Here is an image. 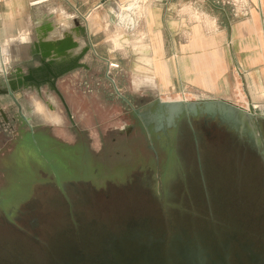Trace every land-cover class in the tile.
<instances>
[{
	"label": "rangeland",
	"instance_id": "374dc122",
	"mask_svg": "<svg viewBox=\"0 0 264 264\" xmlns=\"http://www.w3.org/2000/svg\"><path fill=\"white\" fill-rule=\"evenodd\" d=\"M128 1L129 5H122L124 9L130 8L132 0ZM230 4L240 6L241 0ZM127 17V13L119 15L120 23L108 28L102 38L106 43L101 48L115 59L109 62L115 67L91 57L83 67L60 76L55 86L63 90V100L50 85L19 86L16 98L24 112L68 143L72 142L68 130L73 125L84 128L95 151L113 132L111 128L125 126L130 121L129 109L107 79V72L123 95L135 98L142 96L139 91L147 92L136 83L152 75L146 60L130 58L135 50L148 52V47L121 44ZM160 98L175 101L181 97L171 93ZM94 101L102 108L100 117ZM257 111L264 118V109ZM88 113L92 118L85 120ZM204 147L202 161L198 162L191 152L184 158L162 198L149 195L128 171L114 172V178L99 187L70 188L41 176L14 209L5 211L13 215L9 223L0 225V264H78L83 258L93 261L112 239H121L131 254L151 239L156 240L163 264H170L172 248L168 246L176 237L187 236L212 245L236 229L244 230L246 237L259 246L264 243L261 172L251 158L224 139ZM33 219H37L35 228L30 226Z\"/></svg>",
	"mask_w": 264,
	"mask_h": 264
},
{
	"label": "crops",
	"instance_id": "0c3cea01",
	"mask_svg": "<svg viewBox=\"0 0 264 264\" xmlns=\"http://www.w3.org/2000/svg\"><path fill=\"white\" fill-rule=\"evenodd\" d=\"M230 1L132 0L124 9L130 1L4 0L0 76H63L91 57L113 61L101 48L102 38L127 13L137 28L126 32L121 44L146 45L148 52L135 50L130 58L144 59L152 69L136 85L160 97L187 92L191 101L251 105L257 113L264 109V0H241L234 7ZM63 43L70 46L59 51ZM94 103L100 117L102 108Z\"/></svg>",
	"mask_w": 264,
	"mask_h": 264
},
{
	"label": "flooded vegetation",
	"instance_id": "af4514ba",
	"mask_svg": "<svg viewBox=\"0 0 264 264\" xmlns=\"http://www.w3.org/2000/svg\"><path fill=\"white\" fill-rule=\"evenodd\" d=\"M5 78L4 74L0 76V225L9 223L13 213L5 211L14 209L26 196L29 186L41 176L43 180L51 179L54 184L62 183L70 188L99 187L114 178V172L128 171L149 195L162 198L184 158L195 153L197 161H202L204 145L219 139L251 158L264 179V118L261 116L254 120L262 141L259 146L246 133L222 123L218 116L199 112L197 116L183 113L169 119L156 92L139 91L142 96L137 98L124 95L129 104L120 98L129 109L130 121L121 128H111L113 132L95 151L89 145L87 130L76 124L68 130L72 136V142L68 143L52 134L49 127L36 122L24 112L16 91ZM36 221H30L32 228L36 227ZM122 242L112 239L95 260L83 258L78 264H163L160 242L151 239L132 254ZM168 247L172 248L168 250L170 264H264V243L258 246L242 229L212 245L185 236L176 237Z\"/></svg>",
	"mask_w": 264,
	"mask_h": 264
},
{
	"label": "water",
	"instance_id": "95a60500",
	"mask_svg": "<svg viewBox=\"0 0 264 264\" xmlns=\"http://www.w3.org/2000/svg\"><path fill=\"white\" fill-rule=\"evenodd\" d=\"M108 63V62H107ZM69 70V69H67ZM50 72V71H49ZM67 72V71H66ZM6 75V73H5ZM60 75H52V77H34L26 76L22 77L18 74L6 75L5 81L10 86L12 90H16L19 86H26L30 84H35L36 86L43 84H49L51 87L55 88V80H57ZM107 79L112 83L116 94L126 103L129 104L127 98L119 91L113 78L109 76V71L106 74ZM160 106L167 111L169 119L174 117H179L181 114H192L197 116L199 112L201 114L216 117L218 116L222 123L228 125L231 129L246 133L251 141L257 143V145L262 146V141L257 135V130L254 124V120H257L259 115L254 111L253 107L250 105L248 109L238 107L232 103L225 101H160ZM172 122L173 120H168Z\"/></svg>",
	"mask_w": 264,
	"mask_h": 264
},
{
	"label": "built area",
	"instance_id": "2783aa9c",
	"mask_svg": "<svg viewBox=\"0 0 264 264\" xmlns=\"http://www.w3.org/2000/svg\"><path fill=\"white\" fill-rule=\"evenodd\" d=\"M4 2V0H0V5ZM128 16V15H127ZM120 23V21H119ZM126 26V32H134L135 29L137 28V23L135 21L134 15L128 16L127 17V23L125 24ZM109 63V62H108ZM110 66H116L115 64L109 63ZM188 93L187 92H182L179 96L181 97V100H188Z\"/></svg>",
	"mask_w": 264,
	"mask_h": 264
},
{
	"label": "bare ground",
	"instance_id": "6f19581e",
	"mask_svg": "<svg viewBox=\"0 0 264 264\" xmlns=\"http://www.w3.org/2000/svg\"><path fill=\"white\" fill-rule=\"evenodd\" d=\"M69 46H70L69 43L68 44H64L63 50H65L66 48H69Z\"/></svg>",
	"mask_w": 264,
	"mask_h": 264
}]
</instances>
